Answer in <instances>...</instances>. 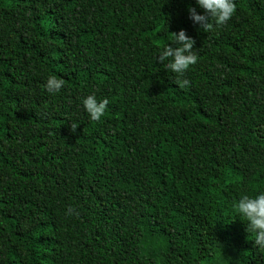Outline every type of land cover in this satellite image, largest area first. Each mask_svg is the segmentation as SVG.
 <instances>
[{"label":"trees","instance_id":"trees-1","mask_svg":"<svg viewBox=\"0 0 264 264\" xmlns=\"http://www.w3.org/2000/svg\"><path fill=\"white\" fill-rule=\"evenodd\" d=\"M235 3L205 32L197 0H0V264H264L233 210L264 193V0Z\"/></svg>","mask_w":264,"mask_h":264},{"label":"clouds","instance_id":"clouds-1","mask_svg":"<svg viewBox=\"0 0 264 264\" xmlns=\"http://www.w3.org/2000/svg\"><path fill=\"white\" fill-rule=\"evenodd\" d=\"M197 4L203 9L204 14H198L196 8L190 7L189 18L194 25H199L205 32H211L217 27L226 25L236 14L235 0H197ZM173 44L164 45L159 53L157 61L167 70L177 76L176 84L181 88L190 85V80L183 78L190 68L198 63V51L195 49L196 40L181 29L178 33H171ZM175 45V46H172ZM167 61V63H165ZM66 81L50 75L46 82V89L50 94L61 91ZM83 105L93 121L99 122L105 115L109 100H97L95 95H89L83 100ZM78 125L71 124V131L76 132ZM233 210L247 221V232L254 237L255 246L264 250V193L255 197L242 195L233 203ZM69 214L75 210L69 209ZM76 215H79L77 212Z\"/></svg>","mask_w":264,"mask_h":264}]
</instances>
